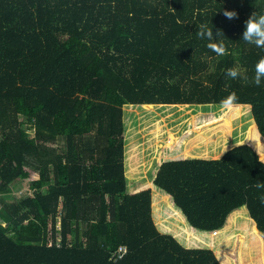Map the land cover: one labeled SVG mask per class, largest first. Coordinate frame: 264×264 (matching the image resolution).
<instances>
[{"label":"trees","instance_id":"1","mask_svg":"<svg viewBox=\"0 0 264 264\" xmlns=\"http://www.w3.org/2000/svg\"><path fill=\"white\" fill-rule=\"evenodd\" d=\"M254 12L264 0H0V195L19 182L33 193L0 212V264H222L159 231L152 188L128 193L124 106L220 105L235 92L245 105L231 120L249 131L254 119L264 136V86L251 83L264 49L241 39ZM201 24L223 32V55L198 38ZM257 181L264 160L244 144L163 162L154 185L200 231L246 207L264 237ZM240 255L258 264L248 243Z\"/></svg>","mask_w":264,"mask_h":264},{"label":"rangeland","instance_id":"2","mask_svg":"<svg viewBox=\"0 0 264 264\" xmlns=\"http://www.w3.org/2000/svg\"><path fill=\"white\" fill-rule=\"evenodd\" d=\"M131 105L132 104H128L124 106L126 175L127 173L133 174L130 175V181L128 180V193H130L132 189L152 188L153 216L156 221H161L160 219L164 218L166 220L168 217L173 224L183 227L181 221L179 222L177 220L178 213L180 212L176 208L173 198L154 185L155 174H157V169L163 161L174 158L191 157L219 159L224 155V152L226 153L236 146L252 142L254 140L250 138L252 134H254V138H260L261 144L259 146V151L264 153V138L258 132L254 125V121L252 120L251 122L253 128L246 131L244 128H239V125L231 120L230 114L236 110L235 106L231 111L226 112L217 104H185L187 106L183 107L165 106L164 104L160 106V104H158L159 106H153L151 109L142 105ZM249 108L250 107H248V109ZM241 110L245 111L246 107L241 106ZM130 133L132 135L131 141L134 142V147L131 148V150L128 148ZM128 153L133 156L135 164H137L134 165L133 168L129 166L127 158ZM12 187L13 192L11 195H0V212L7 204L25 199L33 194L29 183H14ZM162 195H168L169 198H164ZM172 208L176 209V211L172 210ZM242 209L245 211V214H240L238 212L237 215L235 214L233 216L234 219L231 223L230 221L227 222V235H225L224 240L221 241L222 247L228 249L230 254L235 256L228 259L226 263L256 264L253 263V261L246 263L243 259L238 261V253L240 254L243 245L248 243V239L251 237L253 246L258 251V257L255 258V262L264 264V252L262 258V248L259 245L260 243L264 245L263 235L258 234L257 236L259 238H257L253 234L256 232L252 230L254 226L248 219V217L250 218L248 210L246 207L241 208V210ZM243 217L246 219L244 218L245 220H243ZM186 222L187 224L185 223V226H191L187 220ZM241 222L242 224H240ZM250 224H252V231L248 233L246 228ZM196 231L197 233L193 234L196 235L194 238L195 241L198 242L199 247L195 248L212 249L211 246L215 245L222 237L221 233L218 236H213L207 232L200 230ZM182 232L183 231H181V233ZM245 235H249V237L245 238ZM201 237H203V239H200ZM229 252L227 253L225 251L224 253L229 254ZM219 260L222 264H225L221 253L219 254Z\"/></svg>","mask_w":264,"mask_h":264},{"label":"clouds","instance_id":"3","mask_svg":"<svg viewBox=\"0 0 264 264\" xmlns=\"http://www.w3.org/2000/svg\"><path fill=\"white\" fill-rule=\"evenodd\" d=\"M224 16L229 19L238 18V13L236 11L225 10L223 12ZM214 28H209L206 24L199 25L197 36L201 40L208 41L207 47L215 52L217 55H223L225 52V45L221 41L220 37L223 35L221 30H216ZM224 36V35H223ZM241 39L248 43L253 44L257 48L264 49V15H257L256 12L245 22V30L242 34ZM225 75L230 79H237L240 77V72L237 68H229L226 70ZM256 87L264 86V57H261L254 68V76L251 79ZM238 97L235 92L230 93L227 97L221 100L220 108L224 111H231L237 102ZM258 189H264V182L257 181L255 185ZM261 203H264V195L260 196Z\"/></svg>","mask_w":264,"mask_h":264},{"label":"crops","instance_id":"4","mask_svg":"<svg viewBox=\"0 0 264 264\" xmlns=\"http://www.w3.org/2000/svg\"><path fill=\"white\" fill-rule=\"evenodd\" d=\"M238 105H245V104H238ZM246 105H250V104H246ZM248 107H250V113L252 112V106L250 105V106H248ZM252 116H253V114H252ZM253 121H254V125L256 126V128H257V124H256V122H255V120L253 119ZM260 133V132H259ZM261 135V134H260ZM262 136V135H261ZM263 138H264V136H262ZM250 138H253L254 140L252 141V142H250V143H247L248 145H250V146H252L259 154H260V156H261V158L264 160V153H262V152H260L259 151V146H260V144H261V141H260V138H254V134H252V136H250ZM258 143H259V146H258ZM242 145H244V144H242ZM240 146V145H239ZM229 151V150H228ZM227 151V152H228ZM224 154H225V152H224ZM195 158H200V157H191V158H180V159H168V160H165V161H163V162H166V161H172V160H182V159H195ZM200 159H209L208 157H201ZM161 166V165H160ZM160 168V167H159ZM159 168L157 169V170H159ZM158 172V171H157ZM156 172V173H157ZM156 175V174H155ZM127 180H129L130 181V178H129V176H128V173H127ZM140 190H142V189H138V190H131V192L130 193H134V192H136V191H140ZM162 196H164V198H169V196L168 195H162ZM176 208L179 210V212L180 213H178V217H177V220L180 222L181 221V223L183 224V227L182 226H177V225H175V224H173L172 222H171V220H169L168 219V217H167V219L165 220V218L164 219H160L161 221H156V219H155V217H154V220H155V222H156V225H157V227H158V229H159V231L160 232H162V233H166V234H171V235H173L176 239H178V241L181 243V244H183L185 247H187V248H195V247H199V245H198V242H196L195 241V236L196 235H194L193 233H197V231L196 230H198V229H196V228H194V227H192V226H189V225H187V226H185V223L187 224V222H186V220L187 219H185L186 217H184L185 215L180 211V209L176 206ZM172 210H174V211H176V209H173L172 208ZM154 211H155V209H154ZM170 211V210H169ZM238 212L240 213V214H245V211H243V209L241 210V208L240 209H237V210H235V211H233L231 214H230V216L228 217V220H227V222L229 221V218L230 217H233L235 214L237 215L238 214ZM245 217H243V220H245L244 219ZM233 219H234V217H233ZM248 219L250 220V222H252V224H253V226H254V230H256V233H253L257 238H259L257 235L258 234H261L259 231H258V229H257V227H256V225H255V223H254V221L252 220V218L250 217H248ZM239 220H241V219H239ZM226 222V224H225V226L222 228V229H220V230H218V231H214V232H207V231H203V232H207V233H210L211 235H215V236H218L220 233H221V239H219V241L218 242H216L215 243V245H212L211 246V248L214 250V252L216 253V255H217V257L219 258V254L221 253V255H222V259L224 260V263L226 264V262L225 261H227L228 259H231V258H233V257H235V256H232V254H230V252L228 251V249H225L224 247H222V243H221V241H223L224 240V236L225 235H227L226 234V232L224 233V231L226 230V225L228 224ZM171 224V225H170ZM240 224H242V222L240 223ZM177 227H179V228H177ZM253 230V229H252ZM181 231H183L182 233H181ZM186 233V234H185ZM248 233H249V231H248ZM250 235V234H249ZM249 235H245L246 237L245 238H247V237H249ZM260 236V235H259ZM241 237H242V235H241ZM256 237H254V238H256ZM256 238V239H257ZM264 238V237H263ZM200 239H203V237H201ZM199 239V240H200ZM198 240V241H199ZM260 240V239H259ZM248 244H249V246L250 247H254L253 246V240L251 241V237H249V239H248ZM259 242V241H258ZM260 245V247H262V258H263V249H264V245L262 244V243H260L259 244ZM258 247V246H257ZM229 252V254H225L224 252ZM219 253V254H218ZM230 255H231V257H230ZM257 256H258V251H257ZM224 257V258H223ZM229 257V258H228ZM241 257V255L238 253V261H240V258ZM261 258V259H262ZM255 259V258H254ZM264 259V258H263ZM264 261V260H263Z\"/></svg>","mask_w":264,"mask_h":264},{"label":"built area","instance_id":"5","mask_svg":"<svg viewBox=\"0 0 264 264\" xmlns=\"http://www.w3.org/2000/svg\"><path fill=\"white\" fill-rule=\"evenodd\" d=\"M127 252L128 249L126 246H120L117 251L113 254V258H115V260L121 259Z\"/></svg>","mask_w":264,"mask_h":264}]
</instances>
